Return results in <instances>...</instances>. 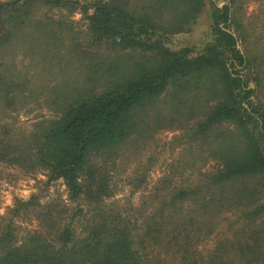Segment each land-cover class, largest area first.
<instances>
[{
    "label": "trees",
    "instance_id": "obj_1",
    "mask_svg": "<svg viewBox=\"0 0 264 264\" xmlns=\"http://www.w3.org/2000/svg\"><path fill=\"white\" fill-rule=\"evenodd\" d=\"M203 1H0V111L19 110L27 100L54 110L15 144L2 125L0 161L26 171L42 167L48 179L61 178L68 198L77 199L70 219L83 222L78 231L71 222L59 223V212L47 204L35 216L37 229L21 234L18 220L38 204L33 196L14 199L0 216V264H264V104L252 98L261 86L264 49H238L252 31H242L238 0L211 2V37L198 51L169 47V35L188 29ZM77 11L90 43L139 54L101 89L92 85L68 97L26 77L14 53L25 45L27 57L36 54L41 62L58 59L63 48L83 59L88 52L78 50L75 37L66 44L58 38L75 28L67 16ZM50 67L36 69L33 77ZM193 87L203 89L206 99L190 116L185 138L193 151L214 158L213 167L155 188L136 218L108 211L103 202L110 185L94 174L100 168L89 170L88 159L114 154L120 143L140 137L144 126L137 117L162 94L179 104ZM220 220L227 236L216 239L207 258L197 246Z\"/></svg>",
    "mask_w": 264,
    "mask_h": 264
},
{
    "label": "rangeland",
    "instance_id": "obj_2",
    "mask_svg": "<svg viewBox=\"0 0 264 264\" xmlns=\"http://www.w3.org/2000/svg\"><path fill=\"white\" fill-rule=\"evenodd\" d=\"M238 1L236 16L243 25L242 31L252 29L251 32L248 31L250 34L248 36L251 37L247 42L238 43V49L241 51L242 48L249 51H255L259 47L264 49V0ZM211 2L218 5L223 3L222 0H204L192 25L188 29L169 35V47L187 46L196 52L209 40L212 24ZM80 17L78 11L67 16L68 19L73 20L75 28L63 29L58 38L66 44L70 36L75 37L76 44L82 46L78 47V50L83 48L88 52L83 59L80 60L78 53L62 48L57 50L58 59L48 58L40 62L36 54L32 60L29 59L27 56L30 52L25 49V45H18L14 53L16 68L20 71L27 68L26 77L40 84L55 85L59 94L69 93L68 97L94 85L95 90L101 89L103 82L111 76L125 74L139 53H126L127 51L109 49L105 44L90 43L84 33ZM231 28H233L232 24ZM260 62L261 86L257 88L252 98L264 104V55ZM47 65L51 66L49 70L39 77H33L36 69H44ZM191 96L196 100L189 106L187 102ZM205 99L203 89L197 90L196 87H193L190 93L183 94L179 104L171 99L169 92L162 94L137 117L142 118L141 124L143 122L142 126H144L140 137L135 139V136H131V140L120 143L115 151H112L114 154H96L88 159L86 166L89 170L100 168L94 174L106 178L110 185L112 193L103 202L108 211L136 218L139 209L145 208L143 202L147 201L149 193L155 188L170 186L174 182L184 183V180H192L197 170L205 171L213 167L214 158L205 150L193 151L192 144L185 138V129L190 124V116H194L193 113L195 116L199 114ZM40 103L37 105L27 100L21 104L19 110L0 111V133L2 125H5L7 127L5 134H8L5 137L15 144V141L36 130L44 122L40 119L51 118L54 113L52 105L45 106ZM224 127L226 126L223 125ZM5 137H3L5 142H8ZM142 173L144 175H141ZM31 196L38 205L30 206L27 214L18 220V231L21 234L27 229L30 231L37 229L38 220L35 216L42 214L40 209L47 204V207L52 205L55 211L59 212V223L71 222L72 228L76 231L83 225L81 219L76 217L70 219L72 211L76 208L77 199L68 198L67 189L61 178L48 179L42 167L26 171L14 164L0 161V216L12 206L14 199L27 200ZM79 203L84 204L81 200ZM225 224L220 220L214 234L198 244L197 247L202 250L203 255H207V258L216 239L227 236L228 230Z\"/></svg>",
    "mask_w": 264,
    "mask_h": 264
}]
</instances>
